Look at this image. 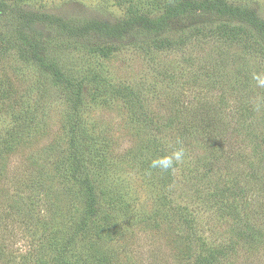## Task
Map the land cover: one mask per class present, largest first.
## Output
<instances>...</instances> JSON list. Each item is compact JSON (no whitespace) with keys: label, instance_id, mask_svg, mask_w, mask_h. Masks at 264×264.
<instances>
[{"label":"rangeland","instance_id":"obj_1","mask_svg":"<svg viewBox=\"0 0 264 264\" xmlns=\"http://www.w3.org/2000/svg\"><path fill=\"white\" fill-rule=\"evenodd\" d=\"M180 1L0 0L73 24L157 19ZM227 1L264 20V0ZM19 26L17 13L0 11V34L19 43ZM27 31L80 84L82 103L17 43L0 46V212L34 223L41 213L44 232L34 250L37 230L2 220L0 264H264V33H225L219 18L195 13L163 33L108 39L116 47L104 54L97 35L45 23ZM165 36L174 39L159 45ZM76 145L82 172L105 193L96 225L80 234L88 205L71 177ZM175 151L180 161L153 166Z\"/></svg>","mask_w":264,"mask_h":264},{"label":"trees","instance_id":"obj_2","mask_svg":"<svg viewBox=\"0 0 264 264\" xmlns=\"http://www.w3.org/2000/svg\"><path fill=\"white\" fill-rule=\"evenodd\" d=\"M7 10H11V12L17 13L18 18L20 19V26L18 29V32H20V42H15V40L8 38V36L6 37V35L0 34V46L15 47L12 45H14V43H17L16 49L18 55L21 58L28 59L30 61L33 60L34 63L39 67V69L42 70V72L50 74L57 83L61 84L64 87L67 95L73 98V102L76 108H78L82 103L81 86L80 84L75 83L70 76L65 75L62 70V67H60L57 62L49 60V58L47 57V49L45 48V44L43 43V40H41V38H32L29 35L30 33L27 30L38 23L57 25L60 28L65 29L71 35L80 38H95V36L97 35L100 37L99 41L101 42H99L93 48L95 49V51L104 54H109L110 51L116 47L114 45L112 46L108 42L105 43L106 41H108V39L121 40L125 36L133 33L138 28L163 33L169 28L172 20H174L175 18L195 13H209L210 15L217 17V19L219 18L224 24L225 33H228L231 30L232 32H234V27L241 25L255 28L257 31L264 33V20L260 18L257 11L250 7L230 3L227 0H182L178 3L169 4L165 8V12L157 19L149 17L145 14H135L132 17H129L125 20L116 23L99 19H91L85 23L73 24L69 21H66L61 16L55 14L44 12L37 13L34 11L27 12L20 9L18 6L11 8L8 3L0 2V11L6 12ZM195 28L197 32L200 31L199 28ZM182 34L184 36L188 35L185 33ZM173 39L174 38H172L171 36L159 37V45H165L168 42H171ZM125 91L126 90H123L121 93L124 94L126 97H129L130 94L128 95V93H126ZM25 107L26 105L24 104L19 112L14 113V120H21V113L23 112ZM23 124L25 125V123H22L21 125L12 126L11 128H9L10 131L7 134H11V132L14 134L19 127L23 126ZM73 150L74 152H76V155L75 163L71 168V177L75 179L77 184L83 186L86 189L88 205L84 211V216L80 221L79 228L77 229L78 233L80 234L81 232L83 233V231H86L87 227H89L91 223H94V225H96L98 221L96 217L100 211L99 208L103 203H105V193L103 191H97L98 188L94 185V182H92V178L90 177V174L88 172H82L83 170H85V168L83 169V165L80 162L81 156L77 145L73 147ZM35 206L39 207V203ZM6 211L7 212H0V224L2 220L4 221L5 219L8 223H11V225L7 227L8 229L11 226L14 227V224L17 223L29 224V228L37 230L38 232V238L36 242L37 245L34 250L39 249L42 235L44 233L42 232L41 234H39V228L42 229L41 213H39V217L35 219L34 223L28 221L22 222V220L18 219L16 220L14 218V213H11L10 209ZM27 216L31 217L29 213H27ZM70 246L73 247V242H71V238H69L66 242V249ZM218 250L219 249H216V247L213 248L212 254H216L218 257H220V255H218ZM0 252L2 253L3 251L0 250ZM220 253L224 252L220 251ZM213 257L214 256H212L211 258ZM96 259H99L98 255L96 256ZM57 263H59V261Z\"/></svg>","mask_w":264,"mask_h":264},{"label":"clouds","instance_id":"obj_3","mask_svg":"<svg viewBox=\"0 0 264 264\" xmlns=\"http://www.w3.org/2000/svg\"><path fill=\"white\" fill-rule=\"evenodd\" d=\"M183 152L175 151L171 156L161 158L153 163L154 167H161L163 169H168L173 165L174 161H180L182 159Z\"/></svg>","mask_w":264,"mask_h":264}]
</instances>
